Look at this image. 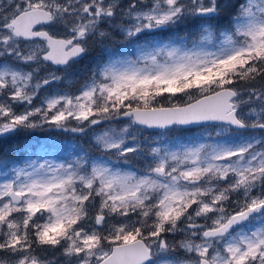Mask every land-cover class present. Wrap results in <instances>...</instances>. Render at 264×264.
I'll use <instances>...</instances> for the list:
<instances>
[{"label":"snow or ice","instance_id":"6c2138e0","mask_svg":"<svg viewBox=\"0 0 264 264\" xmlns=\"http://www.w3.org/2000/svg\"><path fill=\"white\" fill-rule=\"evenodd\" d=\"M45 131L0 264H264V0H0V141Z\"/></svg>","mask_w":264,"mask_h":264},{"label":"rangeland","instance_id":"374dc122","mask_svg":"<svg viewBox=\"0 0 264 264\" xmlns=\"http://www.w3.org/2000/svg\"><path fill=\"white\" fill-rule=\"evenodd\" d=\"M189 46L191 45L189 44ZM130 51L131 52L134 51V53H128V54L126 53L127 54L126 56L121 55V56H115L114 58L119 59L121 57H126V58L135 59L137 55L135 49H130ZM72 87L73 89L78 88L76 84H73ZM209 131H211V129H209ZM200 132L201 129L196 128L193 129L192 132L190 133H183L184 135L178 133L175 134L181 135L182 138L181 142H183L184 140L190 139L195 134H199ZM47 136L51 140V143L53 144L51 147L46 144L40 143L39 145H37L36 149L34 150H30L27 152L26 151L18 152L20 159L16 160L9 168L15 166H22L26 159H36L38 156L40 157L41 161L47 159V160H54L59 162L63 159H72L76 155L75 145L77 143H81L85 147L86 144V142L74 138L73 134L70 133H60L53 131V132H49ZM170 136H172L171 133ZM35 138L36 136H32L31 139L33 142L36 141ZM0 170H6V169H3V166L0 165Z\"/></svg>","mask_w":264,"mask_h":264},{"label":"trees","instance_id":"16d2710c","mask_svg":"<svg viewBox=\"0 0 264 264\" xmlns=\"http://www.w3.org/2000/svg\"><path fill=\"white\" fill-rule=\"evenodd\" d=\"M116 48L118 49L116 56H121V55L126 56L128 53H134V51L131 52L130 49L126 51L120 45H116ZM97 52H99V49H97L96 52H94L92 55L95 56ZM85 64H89L90 66V61H82L81 64L77 66V68H83ZM76 78L79 79L81 82L83 80L82 74H79ZM76 85L79 87L78 83H76ZM48 133L49 132H37L33 134L32 136H36L35 142L32 141L31 139L32 136H29V137L20 136V137H17V138L8 140V141H0V165L2 166V162L6 160L8 167H10L16 160L20 159L18 152L13 153L10 151V148L13 144H16V145L28 144L29 147L25 150L26 152L36 149L37 145H39L40 143L46 144L51 147L53 144L51 143V140L47 136ZM171 134L172 136L177 135L175 133H171ZM182 135L184 134L182 133ZM87 146L88 145L86 143L85 148H87ZM5 153H7V156H5Z\"/></svg>","mask_w":264,"mask_h":264},{"label":"water","instance_id":"95a60500","mask_svg":"<svg viewBox=\"0 0 264 264\" xmlns=\"http://www.w3.org/2000/svg\"><path fill=\"white\" fill-rule=\"evenodd\" d=\"M192 128H196V126H192Z\"/></svg>","mask_w":264,"mask_h":264}]
</instances>
